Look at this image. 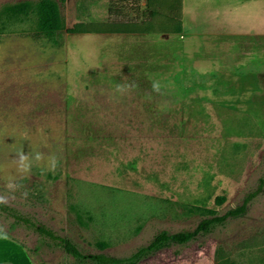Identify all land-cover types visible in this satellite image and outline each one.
I'll return each mask as SVG.
<instances>
[{"label": "rangeland", "instance_id": "rangeland-1", "mask_svg": "<svg viewBox=\"0 0 264 264\" xmlns=\"http://www.w3.org/2000/svg\"><path fill=\"white\" fill-rule=\"evenodd\" d=\"M25 1L32 4L28 14L6 12ZM39 1L0 0V195H11L10 176L22 185L9 206L86 252L124 258L157 233L194 230L206 209L224 214L255 192L245 215L140 264H264V0L246 1V17L236 8L234 50L227 54L221 44L214 71L185 63L160 73L154 80L160 93L152 90L153 80L116 91L117 84L135 82L128 71L105 65L101 73L97 62L91 65L85 34L41 31ZM56 1L66 28L106 21L110 6L125 5ZM187 1L190 29L195 0ZM242 1L231 0L235 6ZM259 10L261 32H239L237 24L259 23ZM21 150L55 155L59 165L42 172L47 160L34 162L20 176L15 160ZM0 224L9 234L0 240V264H78L9 213L0 212Z\"/></svg>", "mask_w": 264, "mask_h": 264}, {"label": "trees", "instance_id": "trees-1", "mask_svg": "<svg viewBox=\"0 0 264 264\" xmlns=\"http://www.w3.org/2000/svg\"><path fill=\"white\" fill-rule=\"evenodd\" d=\"M125 5L110 6L109 19L103 22H78L66 28L61 14L60 5L56 0H40L36 5L37 24L41 31L54 33L63 29L69 34L90 33H161L182 34L184 31V0H146L145 8L141 6L142 0H124ZM130 8V10H128ZM32 4L25 1L10 5L6 12L12 16L28 14ZM256 193L247 196L243 203L219 214L215 209H206L208 215L196 226L194 230L170 233L163 230L157 233L146 245L139 248L129 257H115L102 252H86L75 241L67 236L57 233L41 222L20 214L11 206L0 205V212L14 216L15 223L20 222L39 234L41 243L55 245L73 257L78 264H140L159 251L172 245H185L196 240L200 235L212 231L217 226H225L230 218L240 217L249 210L250 203ZM221 204L225 197L217 198ZM98 247L105 249L107 243L98 242ZM40 246L34 249L37 251ZM224 264V263H220ZM225 264H236L226 260Z\"/></svg>", "mask_w": 264, "mask_h": 264}, {"label": "crops", "instance_id": "crops-1", "mask_svg": "<svg viewBox=\"0 0 264 264\" xmlns=\"http://www.w3.org/2000/svg\"><path fill=\"white\" fill-rule=\"evenodd\" d=\"M221 1L220 5L218 1L195 0V14L190 21V29L189 24L184 20L182 34H85L90 45L88 50L85 47L87 51L84 57L88 58L91 65L97 62L100 72L105 65L110 66L109 69L114 73L119 68L126 69L137 85L144 81L158 80L160 73L170 74L178 68L182 69L185 63L190 64L192 69L198 72L207 67L214 71L218 65L217 56L223 50L221 44L226 43L227 54L234 50L236 8L238 12L242 11L244 16L245 11H250V5L247 4L250 0H243L237 6L231 0ZM187 2L184 0V14ZM260 11L258 12L259 23L257 25L237 24L239 32L244 33L250 30L261 32ZM104 79L106 77H97V80L104 81ZM14 253L26 261L27 255L24 252L16 249Z\"/></svg>", "mask_w": 264, "mask_h": 264}, {"label": "clouds", "instance_id": "clouds-1", "mask_svg": "<svg viewBox=\"0 0 264 264\" xmlns=\"http://www.w3.org/2000/svg\"><path fill=\"white\" fill-rule=\"evenodd\" d=\"M136 87L137 84L134 81L131 83H122L116 85V91L120 93H125L134 90ZM161 88L162 85L159 81L152 82V90L154 92L160 93ZM45 159L47 160V166L45 168H42V172H54L59 165L58 157H56L55 155H50L46 158L41 152H35L34 155H30L29 153L25 154L23 150H21L16 154V172L20 176L29 174L33 168L34 162L36 163V165H40L45 161ZM5 187L8 193H10L11 195H0V205L8 206L10 199H15L14 194L22 187V185L17 182L16 177L10 176L8 177V181ZM21 195L24 199H27L28 192L24 191L21 193ZM8 238L9 234L6 230V227L0 224V240H7Z\"/></svg>", "mask_w": 264, "mask_h": 264}]
</instances>
